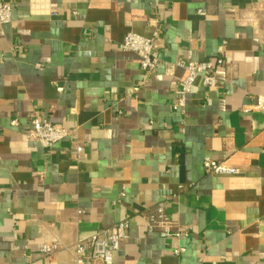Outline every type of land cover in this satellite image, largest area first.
I'll list each match as a JSON object with an SVG mask.
<instances>
[{"label":"crops","instance_id":"0c3cea01","mask_svg":"<svg viewBox=\"0 0 264 264\" xmlns=\"http://www.w3.org/2000/svg\"><path fill=\"white\" fill-rule=\"evenodd\" d=\"M0 1L11 6L0 25V264H75L78 242L124 220L114 264H264V110H250L264 97V0ZM157 25L159 66L146 74L119 45ZM218 58L216 86L196 78L173 109L186 77L175 63ZM31 117L67 137L44 149L25 136ZM204 158L239 173L206 172ZM159 204L187 237L151 227ZM47 243L53 256L39 252Z\"/></svg>","mask_w":264,"mask_h":264},{"label":"built area","instance_id":"2783aa9c","mask_svg":"<svg viewBox=\"0 0 264 264\" xmlns=\"http://www.w3.org/2000/svg\"><path fill=\"white\" fill-rule=\"evenodd\" d=\"M11 6L9 3L0 1V25L10 21ZM203 14V12H199ZM161 28L157 25L149 37H143L134 33H127L119 47L123 51L134 53L138 57V66L141 71L151 74L159 66L156 42L160 36ZM225 42L218 47V52H222ZM223 59L218 58L214 62H184L177 61L175 67L185 70L186 77L179 84L175 92V102L173 109H181L185 105L187 95L190 93L193 82L200 77L203 86L213 88L216 86L215 71L223 66ZM57 92H61V87H56ZM251 111L264 110V97H257L250 106ZM16 119L10 121L12 127L17 126ZM30 129L25 133L28 139L38 142L44 149L51 148L55 143L67 137L68 132L64 128L55 126L45 119L36 117L29 118ZM202 167L206 172L215 175H236L239 170L219 164L209 158H204ZM147 220L151 227L156 230L161 238L169 239L177 243L181 238L187 237L189 230L176 226L173 221L166 216L163 206L156 205L149 212ZM128 222L121 221L115 223L107 229H102L84 241L78 242L74 247L75 264H114V254L118 251L120 244L127 238ZM59 250L57 243L42 244L39 252L45 256H53ZM172 253L179 255V248H173Z\"/></svg>","mask_w":264,"mask_h":264}]
</instances>
